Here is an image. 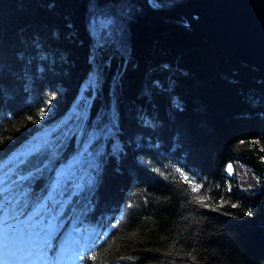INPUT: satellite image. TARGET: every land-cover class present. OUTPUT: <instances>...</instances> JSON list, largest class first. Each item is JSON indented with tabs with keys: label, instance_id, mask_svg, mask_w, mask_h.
<instances>
[{
	"label": "trees",
	"instance_id": "obj_1",
	"mask_svg": "<svg viewBox=\"0 0 264 264\" xmlns=\"http://www.w3.org/2000/svg\"><path fill=\"white\" fill-rule=\"evenodd\" d=\"M252 140L264 145V70L181 14L145 0H0V240L16 246L53 217L62 264H94L83 257L114 239L109 264H264ZM237 156L260 178L248 194L226 172ZM173 166L212 207L190 202Z\"/></svg>",
	"mask_w": 264,
	"mask_h": 264
},
{
	"label": "water",
	"instance_id": "obj_2",
	"mask_svg": "<svg viewBox=\"0 0 264 264\" xmlns=\"http://www.w3.org/2000/svg\"><path fill=\"white\" fill-rule=\"evenodd\" d=\"M151 11L179 13L207 41L264 70V0H145Z\"/></svg>",
	"mask_w": 264,
	"mask_h": 264
},
{
	"label": "snow or ice",
	"instance_id": "obj_3",
	"mask_svg": "<svg viewBox=\"0 0 264 264\" xmlns=\"http://www.w3.org/2000/svg\"><path fill=\"white\" fill-rule=\"evenodd\" d=\"M52 97L48 96V98L44 101L45 104L50 103ZM45 114L44 108H40L39 111L36 113L37 116L43 117ZM26 120H33L32 116H27L25 117ZM245 142L240 141L239 145H243ZM248 146L252 147L254 145L259 146V151L264 152V145H261L258 140H252L248 141ZM238 145V147H239ZM260 162L264 164V156L259 157ZM226 171L228 172L229 175L232 174V165L229 164L226 168ZM172 179L177 183V186L182 187L183 185H188L187 188H183V191L185 194H187L190 198L191 203H196L199 204L201 207H212V205L209 203L211 200V197H209L206 194H200L201 189L203 187L202 184L196 183L194 178L190 177L186 172H184L180 167L173 166V172H172ZM260 178H258L259 182ZM230 191V189H228ZM207 191V190H206ZM224 203H227V201H224L221 199L220 205L222 206ZM237 204H231V207H237ZM128 207H132L131 204L128 205ZM213 210H218V209H213ZM136 236H138V231H133L132 233L128 234L127 237H120L117 239H133ZM119 249V244L117 243V240L114 239L113 241H110L108 243V246L106 248L101 249L99 252L91 251L89 255L86 257H83V259L90 260L94 262V264H109L108 256L109 253L113 250ZM52 251L54 252L53 257H48V252ZM64 249H61L60 251H57L53 245L49 242L45 243V246L40 249V255L51 260L58 259L64 252ZM166 255L171 254L170 252L165 253ZM186 255L189 256V258L195 260V256L192 253H186ZM118 259L121 260H133L134 257L132 256H120Z\"/></svg>",
	"mask_w": 264,
	"mask_h": 264
},
{
	"label": "rangeland",
	"instance_id": "obj_4",
	"mask_svg": "<svg viewBox=\"0 0 264 264\" xmlns=\"http://www.w3.org/2000/svg\"><path fill=\"white\" fill-rule=\"evenodd\" d=\"M93 40V43L95 44V39ZM97 79L96 67H93V70L84 80L82 88L87 82L92 84L97 83ZM231 165L232 174L229 175L228 172H226L229 176H234L236 178L239 189L248 194L257 187V177L238 156ZM54 229L56 230L57 227H54ZM9 241L10 238L7 240H0V264H46L45 257L40 255V250H37L36 244L39 243L38 239L33 241L29 236L21 238L18 246L10 244ZM57 261H59L58 264H62L60 258L57 259ZM76 262L77 260L72 257L69 258L68 262L65 264H75Z\"/></svg>",
	"mask_w": 264,
	"mask_h": 264
}]
</instances>
